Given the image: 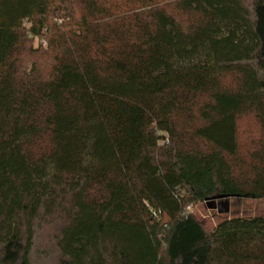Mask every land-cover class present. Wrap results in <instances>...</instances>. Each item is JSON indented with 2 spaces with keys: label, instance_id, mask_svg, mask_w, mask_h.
I'll return each mask as SVG.
<instances>
[{
  "label": "trees",
  "instance_id": "obj_1",
  "mask_svg": "<svg viewBox=\"0 0 264 264\" xmlns=\"http://www.w3.org/2000/svg\"><path fill=\"white\" fill-rule=\"evenodd\" d=\"M218 196L264 199V0H0V264H264Z\"/></svg>",
  "mask_w": 264,
  "mask_h": 264
},
{
  "label": "rangeland",
  "instance_id": "obj_2",
  "mask_svg": "<svg viewBox=\"0 0 264 264\" xmlns=\"http://www.w3.org/2000/svg\"><path fill=\"white\" fill-rule=\"evenodd\" d=\"M32 45L34 48H38L40 45H42L43 48L47 47L46 40L41 37H36L33 40ZM258 136V127L255 124L254 119L251 116L245 117L240 123L241 140L245 143H249L257 140ZM160 144H163V142ZM221 203L228 204V213H218L216 209L210 208L207 203H199L190 207L189 212L201 222L207 232H212L217 225L225 219L233 217H264V199L255 200L249 198L231 197L228 200H224V202L215 201L211 204L220 205Z\"/></svg>",
  "mask_w": 264,
  "mask_h": 264
},
{
  "label": "water",
  "instance_id": "obj_3",
  "mask_svg": "<svg viewBox=\"0 0 264 264\" xmlns=\"http://www.w3.org/2000/svg\"><path fill=\"white\" fill-rule=\"evenodd\" d=\"M229 198H231V197H228V196H218V197H214V198L206 201L205 203H207L210 206V208L216 209L218 211V213L224 214V213H228L229 212L228 204L222 203L220 205H214V204H211V203H214L215 201L228 200Z\"/></svg>",
  "mask_w": 264,
  "mask_h": 264
},
{
  "label": "built area",
  "instance_id": "obj_4",
  "mask_svg": "<svg viewBox=\"0 0 264 264\" xmlns=\"http://www.w3.org/2000/svg\"><path fill=\"white\" fill-rule=\"evenodd\" d=\"M189 210V209H188Z\"/></svg>",
  "mask_w": 264,
  "mask_h": 264
},
{
  "label": "flooded vegetation",
  "instance_id": "obj_5",
  "mask_svg": "<svg viewBox=\"0 0 264 264\" xmlns=\"http://www.w3.org/2000/svg\"><path fill=\"white\" fill-rule=\"evenodd\" d=\"M222 204V203H221Z\"/></svg>",
  "mask_w": 264,
  "mask_h": 264
}]
</instances>
